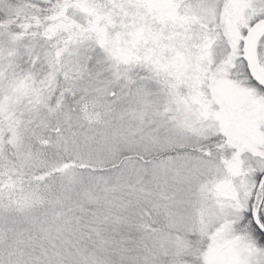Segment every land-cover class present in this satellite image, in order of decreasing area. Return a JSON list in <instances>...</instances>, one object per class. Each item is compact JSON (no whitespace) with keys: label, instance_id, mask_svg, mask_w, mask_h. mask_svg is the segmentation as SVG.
Segmentation results:
<instances>
[{"label":"snow or ice","instance_id":"obj_1","mask_svg":"<svg viewBox=\"0 0 264 264\" xmlns=\"http://www.w3.org/2000/svg\"><path fill=\"white\" fill-rule=\"evenodd\" d=\"M0 264H264V0H0Z\"/></svg>","mask_w":264,"mask_h":264}]
</instances>
